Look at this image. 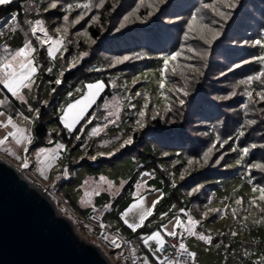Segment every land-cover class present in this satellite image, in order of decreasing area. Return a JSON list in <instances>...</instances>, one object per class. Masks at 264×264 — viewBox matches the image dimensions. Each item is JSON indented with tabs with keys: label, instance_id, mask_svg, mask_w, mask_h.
Returning <instances> with one entry per match:
<instances>
[{
	"label": "trees",
	"instance_id": "obj_1",
	"mask_svg": "<svg viewBox=\"0 0 264 264\" xmlns=\"http://www.w3.org/2000/svg\"><path fill=\"white\" fill-rule=\"evenodd\" d=\"M227 2L234 6L225 7L220 0H103L102 5L100 0H14L1 5L0 23L8 19V24L0 27V37L9 33L34 44L41 73L52 86L49 103H37L35 145L43 147L61 140L73 153L84 148V137L90 131L88 139L94 140L95 151L98 148L103 155L89 153L95 155L91 158L96 160V166L82 154L74 167L100 169L101 173L92 178L98 194L102 192L109 198L107 207L114 208L130 196L136 197L153 177L163 188H169L165 202L178 212H189L193 220H201L200 228L204 224H225L238 238V229L245 230L249 221L255 219L261 226L264 203L243 194L236 199L242 201L238 205L223 193L226 183L236 177L249 179L257 188L264 187V170L251 167L264 164V99L257 95H264V77L248 81V77L264 72V59H260L264 57V0ZM52 3L57 7L51 8ZM83 4L90 7H76ZM205 4L214 5L225 15H217ZM134 10L135 14L125 21L124 17ZM13 14L16 21L11 25ZM80 15L84 18L75 23ZM36 17L52 39L62 41L59 84L48 74L53 65L48 55L51 43H41L47 37L39 31L36 35L31 32ZM57 28L61 31L57 32ZM213 32L218 33L215 38ZM257 40L261 43L256 44ZM7 44L8 40L0 43V58L9 55L11 48ZM177 52L180 56L169 59L165 69V58ZM123 57L129 59L117 63ZM154 64H160L164 77L162 98L146 92L140 87L144 81L136 80ZM97 81H103L105 89L86 117L68 133L59 120L63 97L79 83ZM3 92L2 107L10 116H17L19 102L6 90ZM112 101L120 108L123 125L105 126L103 132L93 135V130L105 121H101L105 106ZM141 111L145 113L143 117L139 115ZM54 121L61 128V135L50 128ZM77 136L81 138L76 143ZM129 139L131 143L125 144ZM106 147L111 149L106 152ZM129 160L135 170L126 178L117 177V168ZM106 169L111 170L112 176L102 172ZM142 174L146 175L145 180L140 179ZM105 186L117 193L111 189L108 195ZM99 213L103 225L106 215L93 212ZM122 227L126 233L132 231L124 222ZM155 231L142 227L137 240L130 238L138 246V253L137 242L144 245L145 237ZM201 232L207 235L206 231ZM248 241L239 242L243 249ZM251 249L264 259V234L255 237Z\"/></svg>",
	"mask_w": 264,
	"mask_h": 264
},
{
	"label": "rangeland",
	"instance_id": "obj_2",
	"mask_svg": "<svg viewBox=\"0 0 264 264\" xmlns=\"http://www.w3.org/2000/svg\"><path fill=\"white\" fill-rule=\"evenodd\" d=\"M12 1L14 0H10V2ZM37 17L34 18L35 21L38 19ZM7 22L8 19L2 21L0 23V27L8 24ZM41 35L44 37V33L41 32ZM54 35L56 34L53 33V36ZM6 40L10 43L7 44L11 48L10 53H14L25 44H30L31 47L35 49V51L29 54L28 59L33 60L36 71L32 74L30 81L25 82L28 86L21 87L19 95L15 97L20 104V112L17 116L13 117V121L17 127L31 139V144L25 143L24 145H16L15 141L10 138L8 144L0 147V159L14 165L25 178H27L40 191L49 196L55 203L59 214L72 221L78 236L86 242L99 247L108 258L110 264H132V257H138L141 264H160V261L163 260L164 257L160 252L156 251L158 246L155 241L150 240L148 244L144 243L145 246L142 243L137 242L140 247V252L135 253L133 250L127 249L125 246L126 241L123 239L132 238L137 240V237L141 234L139 232L142 227L150 229L154 228L156 231L161 230V235L164 236L166 234L165 226L167 231L173 230L177 218L181 219L184 222L185 227H187L189 212L186 213L185 210H180L178 212L172 205H168L167 201L165 202V199L169 195V188H163L153 177L142 186L144 187V190H142L140 194H136V197L133 198L130 196L128 199L118 203L114 208L107 207L109 198H106L102 192L98 194V190L94 188L95 178H92L93 175L101 173L100 169L80 170L79 167H74L75 162H78L81 159L82 154H85L88 161L93 162V164L97 162L91 157H95V155L97 157L103 155V153H99L98 148L95 151L94 140H92V138L90 139V137L88 139L87 135L90 131L84 137V141H86L84 148L76 149L73 153L69 148L64 146L61 140L54 141L48 146L37 147L34 139L36 123L35 118L38 116L39 110V108H37V103H49L52 96L51 82L48 79H44L43 74L41 73L37 60L36 47L34 44L27 43L22 38L17 36L11 37L9 33L6 34V36L0 37V43ZM51 46L52 45L49 47ZM3 48L4 47L1 49ZM62 54L63 45L61 43V45L58 46V51L55 52L54 56H51L53 61V65L49 68L51 71L48 69V74L50 76H54L56 81H60L62 77V73L60 71V58L62 57ZM160 72V64H154L151 67L146 68L145 71L141 72L136 80L144 81L140 87L144 88L146 92L157 93L162 98L164 96V87L161 88L160 84L161 81L164 83V77ZM98 82L102 83L104 87L98 92L95 89L92 90V92L95 93L94 102L84 110L82 118L73 126L71 130H69L62 122L63 115L67 111L68 106L87 96L89 94L87 86ZM104 89L105 83L103 81L79 83L72 91L68 92L63 97V101L60 106L61 115L59 120L68 133L74 130L80 121L86 117L87 112L94 105ZM4 98L5 93L0 87V112L5 113L4 116H0V122H5L7 116H9V114L5 111V108L1 105ZM115 103V101H112L110 106L108 104L105 106V113L101 118V121H105L101 122V126L97 128V130L99 129L98 132L93 133V135L103 132L105 126L111 128L115 125H123L121 122L120 108H118L119 106ZM24 117H28V119L25 120ZM49 126L52 131L56 132L57 135H61L62 130L59 128L57 122H50ZM121 129H123V127ZM10 131H15L11 125L7 127L0 126V139L4 138V136ZM112 131L114 134L118 133L117 130ZM123 132L125 133V131ZM80 138L81 136H77L74 141L77 143ZM61 145H63V147H60ZM24 147L28 148L27 152L23 151ZM5 148L9 149V151H5ZM103 149L108 152L111 148L108 149L106 147ZM41 150L45 151L41 152ZM91 151L95 153V155L89 154ZM13 152L16 155H19L22 159L28 160V169L21 168V162L17 161L15 156L11 154ZM45 156L49 157L47 164L41 165L39 161L45 159ZM49 164L51 165L50 167L47 166ZM41 167L45 170L44 177L39 174V169ZM133 168V164H131L129 160V162L125 163L124 167L120 165L117 168L118 171H116L117 173H115V175L117 177L120 176L119 178H126L129 173H132L135 170ZM102 172L112 176L111 170L106 169V171ZM140 179L145 180L146 175L142 174ZM107 187L108 186H105V190L108 195H110L108 192H111V189L112 192L114 191L115 194L117 193V190ZM226 187L229 188L226 189ZM226 187L223 194L224 197L226 196L227 199L229 198L230 202H234L241 195L245 194L250 197H256L260 202L264 203V201L259 199V191H253L254 188L259 189L260 187L257 188L247 178L236 177L228 181L226 183ZM214 195L215 194L213 193L212 197H214ZM139 200H142L143 203L140 207L128 213L126 217L128 221L131 223H138L141 212L150 211L151 215L146 217L142 227L138 228L136 231L126 233V230L122 227V223L124 222L122 214L125 213L129 206ZM154 201L158 202L155 203V206L153 207ZM97 210L98 212L101 211L102 215H106L103 223L104 228L100 224L102 218L101 214H93V212H97ZM258 214L259 212L254 213L253 215L257 216ZM194 220L199 222L194 228L197 235H189V233L185 231L184 227H179L175 230L181 234L182 243L185 244L192 253H195L196 264H264V259L257 256V254H255L251 249L252 241L255 237H262L264 234V221L259 227L258 222L255 219L249 221L245 230L241 231V229H238L239 235L237 238V236L232 234L231 229H226V226H224L225 224L223 227H220L221 225L218 223H213L214 226L210 227L204 224L201 225V229L199 225L202 221L198 218ZM220 229H223L221 231L223 233L222 235L220 233ZM202 230L206 231L207 235L205 234V236H210L212 238L211 243L206 240L199 239V235L203 233L201 232ZM258 232L261 235H259ZM151 234L147 235L145 239ZM105 237H107V239H105ZM113 238L117 240V243L120 245L119 247L111 245V240ZM132 239L127 242L133 241ZM237 239L239 242L242 240L246 241V239L249 240L246 244H244L245 249L242 248V242H237ZM130 253L132 255H130Z\"/></svg>",
	"mask_w": 264,
	"mask_h": 264
},
{
	"label": "water",
	"instance_id": "obj_3",
	"mask_svg": "<svg viewBox=\"0 0 264 264\" xmlns=\"http://www.w3.org/2000/svg\"><path fill=\"white\" fill-rule=\"evenodd\" d=\"M0 264H110L53 200L0 159Z\"/></svg>",
	"mask_w": 264,
	"mask_h": 264
},
{
	"label": "snow or ice",
	"instance_id": "obj_4",
	"mask_svg": "<svg viewBox=\"0 0 264 264\" xmlns=\"http://www.w3.org/2000/svg\"><path fill=\"white\" fill-rule=\"evenodd\" d=\"M140 2L143 3L144 0H140ZM160 2L163 3L164 0H160ZM220 2L223 3L225 7H233L234 6L230 3H228L227 0H220ZM8 3H10V0H0V5H6ZM100 3L102 5L103 0H100ZM99 6L100 5H98V7ZM50 7L56 8L57 4L52 3L50 5ZM68 7L71 8L72 6L69 5ZM76 7H83L85 9H87L90 7V5L89 4H83V5H77ZM149 7H151V5H149ZM204 7L205 8H211L212 11H214L217 15H220V16L225 15V13L221 12L214 5L205 4ZM134 14H135V10L133 12L129 13L128 15H126L124 17V20L127 21L129 19V17L134 15ZM83 18H84L83 15H80L75 20V23H79L80 20H82ZM196 19H197V17L194 14L192 17V20L195 21ZM64 20H66V21L68 20L67 15L64 16ZM15 21H16V16H15V14H13L9 24L14 25ZM123 26L124 25L121 24V27H123ZM202 27L208 28V25H202ZM189 29L190 30L192 29V23H189ZM208 30L210 32L212 31V29H210V28H208ZM38 31L44 33L45 37H47V32L45 31V29L43 28V26L41 24V21H39V20L35 21V26L31 28V32L33 35H36V33ZM56 31L60 32L61 29L57 28ZM216 35H218V33L213 32V38H215ZM37 39L40 40V37H37ZM49 42L51 43L52 46L48 48V55L54 56L55 52L58 51V46L61 45L62 41L60 39H52L51 37H48L46 40L41 41V43H49ZM255 43L260 44L261 41L257 40ZM189 50L191 51V49H189ZM4 51L7 53L8 49L5 48ZM33 51H35V49L32 48L30 44H25L23 47H20L14 53H9L8 56L0 58V85H2L3 90H6V92L10 93L11 96H13V97H16L19 95V90L21 87H27L28 86L25 82L30 81L32 74L36 71L33 60L28 59L29 54ZM86 55H88V53H83V56H86ZM178 56H180L179 52L174 53L171 57H166L165 58V69H167V67H168V60L169 59H175ZM127 59H129V58L128 57H123L122 59L118 58L117 63H122L123 60H127ZM260 59H264V57H261ZM49 71H51V69H49ZM173 71H175V69H173ZM261 77H264V72H261L260 74H258L257 76H254V77H248V81L260 80ZM56 83L59 84L60 81L57 80ZM241 83H245V81H241ZM87 87L89 89V94L87 96L83 97L82 99L77 100L74 104H70L68 106L67 111L63 115L62 122L64 123L65 127L68 128L69 130H71L73 128V126L79 122V120L82 118L84 110L91 103L94 102L95 93H93L92 90L95 89L98 92L99 90H101L104 87V85L102 83L98 82L96 84H89ZM160 87L161 88L164 87L163 81H161ZM137 95H139V93H137ZM257 95L261 96V99H264V95H261L260 93H257ZM249 96H251V93H249ZM145 107H147V105H145ZM4 115H5V113L0 112V116H4ZM139 115L141 117H143L145 115V113L143 111H141L139 113ZM24 119L27 120L28 117H24ZM137 123L140 124V121H137ZM9 125H11L12 128L15 129V131L8 132L4 136V138L0 139V147H3L6 144H8L10 138L15 141L16 145H24L25 143L31 144V139L29 137H27L24 134V132L17 127V125L13 121V117L10 115L7 116L5 122H0V126L7 127ZM93 131L95 133L97 130L94 129ZM124 143L125 144L131 143V139L126 140ZM60 147H63V145H61ZM5 151H9V149L5 148ZM23 151L27 152L28 148L24 147ZM44 151L45 150H41V152H44ZM209 151H211V150H209ZM243 153L246 155L248 153V149L247 148L243 149ZM11 154L15 156V159L17 161L21 162V164H20L21 168H23V169L29 168V163H28L27 159H22L19 155H16L14 152ZM205 155H207V153ZM48 159H49V157L45 156V159L40 160L39 163L41 165H46ZM189 163H191V161H189ZM238 163H239V161H238ZM47 166L50 167L51 165L49 164ZM251 167L264 170V164H254V165H251ZM44 171L45 170L43 167H41L39 169V174L42 177H44ZM103 179L104 178L101 177V180H103ZM253 191L254 192L259 191V193H260L259 199L261 201H264V187H261L259 189L254 188ZM86 195H88V194H86ZM157 202L158 201L153 202V207L155 206V203H157ZM142 203H143L142 200L137 201L136 203L129 206L128 209L125 211V213L122 214L123 218H124V223L132 231H136L138 228L142 227L146 217L151 215L150 211L149 212H141L139 215V222L138 223H131L128 221V219L126 218L128 213H130L134 209L140 207V205ZM235 203L239 205L242 203V201L238 199V200H236ZM216 211H219V210H216ZM234 214H235V211L233 210V215ZM198 223H199L198 221H195L191 217H189L188 221H187V227H185L184 222L181 219L177 218L175 225L173 227V230L167 231L166 226H165L166 235L171 236V237H176L178 235V233L175 229L179 228V227H184L185 231H187L189 233V235H197V233L194 231V228ZM101 226L103 227V225H101ZM105 239H107V237H105ZM199 239L206 240L207 242L211 243L212 238L210 236H205V235L200 234ZM150 240L156 242V244L158 246L156 251H158V252L164 251L166 241L159 231L153 232L150 236H148L146 239H144V243L148 244V242ZM111 245H113L114 247L120 246L117 243V240L115 238H113L111 240ZM172 247L176 248L177 245L174 244V245H172ZM185 253L188 255L189 258L195 257V253L188 252V249L186 248V246L183 243H180L178 245V251H177L176 255H184ZM160 264H181V262L179 260H174L172 258L165 256L164 259L160 261ZM185 264H186V262H185Z\"/></svg>",
	"mask_w": 264,
	"mask_h": 264
},
{
	"label": "built area",
	"instance_id": "obj_5",
	"mask_svg": "<svg viewBox=\"0 0 264 264\" xmlns=\"http://www.w3.org/2000/svg\"><path fill=\"white\" fill-rule=\"evenodd\" d=\"M177 233H178V235L176 237H171V236L166 237L165 249L163 252H160L161 255L163 257L167 256V257L172 258L174 260H179L181 262V264H185V262H186V264H196L195 257L189 258L186 253L184 255H176V253L178 251V245L180 243H182L181 234L179 232H177ZM174 244L177 245L176 248L172 247V245H174ZM125 246L127 247L128 250H133L135 253H138V251H139V249H138V247L134 241L126 242ZM188 252H191V251L188 249ZM130 255H132V254L130 253ZM132 264H141V262L139 261L138 257H132Z\"/></svg>",
	"mask_w": 264,
	"mask_h": 264
},
{
	"label": "crops",
	"instance_id": "obj_6",
	"mask_svg": "<svg viewBox=\"0 0 264 264\" xmlns=\"http://www.w3.org/2000/svg\"><path fill=\"white\" fill-rule=\"evenodd\" d=\"M163 237H164V239H166V234Z\"/></svg>",
	"mask_w": 264,
	"mask_h": 264
},
{
	"label": "bare ground",
	"instance_id": "obj_7",
	"mask_svg": "<svg viewBox=\"0 0 264 264\" xmlns=\"http://www.w3.org/2000/svg\"><path fill=\"white\" fill-rule=\"evenodd\" d=\"M187 213V212H186Z\"/></svg>",
	"mask_w": 264,
	"mask_h": 264
}]
</instances>
